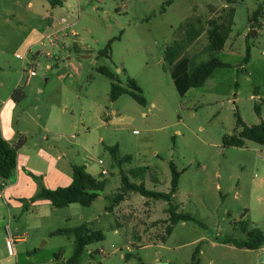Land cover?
<instances>
[{
	"label": "rangeland",
	"instance_id": "rangeland-1",
	"mask_svg": "<svg viewBox=\"0 0 264 264\" xmlns=\"http://www.w3.org/2000/svg\"><path fill=\"white\" fill-rule=\"evenodd\" d=\"M72 1L77 6L73 14L60 8L51 13L46 0H0V99L15 104L17 117L23 108L33 113L38 102L45 105L49 98H62L76 127L73 144L67 138L57 142L67 155L64 161L87 166L106 183L91 206L57 208L51 226L86 225L103 232L104 241L89 246L82 264H192L198 247L199 264H259L264 249L253 252L224 242L245 240L242 227L246 225L264 232V146L246 141L243 147H227L224 138L241 132L237 116L249 127L264 122V17L262 28L249 40L248 22L245 35L229 36L223 51L211 54L207 47L209 31L215 26L227 28L234 8L249 12L250 18L258 6L264 7V0H233L232 4L227 0H92L88 5L82 0L80 7L79 0ZM210 7L216 8L207 10ZM53 17L55 27L48 28ZM62 19L73 27L61 31ZM242 20L236 22L238 29ZM190 24L200 37L185 45L182 56L197 64L213 55L229 67L217 69L202 87L181 97L165 51L188 39ZM110 42V56H100ZM247 43L251 59L244 64ZM103 67L114 74V80L100 72ZM31 70L37 75L29 78ZM130 79L141 88L145 106L127 94L111 100L112 84L127 88ZM15 90L20 92L18 97L25 95L20 102L11 99ZM256 105L261 107V117ZM3 108L0 105V114ZM39 114L46 115L43 109ZM36 130L28 138L32 150L56 144L41 126ZM116 146L118 161L110 150ZM171 163L181 172L173 205L198 223L180 222L169 233L168 203L137 192L127 194L128 201L115 217L107 213L122 203L114 200L121 193L123 174L132 183H145L150 191L169 193ZM103 169L107 175H101ZM138 169H144L142 179L131 174ZM36 177L42 182L41 176ZM7 202L0 198V264H53L46 252L33 254L32 260L25 254L36 244L33 225L46 220L23 205L8 207ZM21 202L27 204L26 199ZM124 214L126 220L121 218ZM115 221L123 228L117 229ZM8 227L18 229L26 239L30 236L27 243L16 246L21 252L18 258L7 251ZM68 238L55 237L48 249L62 247L69 254L74 236L71 242Z\"/></svg>",
	"mask_w": 264,
	"mask_h": 264
},
{
	"label": "trees",
	"instance_id": "trees-1",
	"mask_svg": "<svg viewBox=\"0 0 264 264\" xmlns=\"http://www.w3.org/2000/svg\"><path fill=\"white\" fill-rule=\"evenodd\" d=\"M53 8L61 7L64 4L63 0H46ZM229 4L234 3L233 0H227ZM235 10L231 12L229 20V26L224 28L223 26H215L209 31V45L207 51L211 54L223 51L226 42L231 33V27L233 23ZM264 17L263 5L253 12L248 22L251 24V31L247 35L246 39L252 35H257V31L263 26L261 18ZM193 24L189 25V37L185 41L175 42L174 45L168 47L165 51V60L171 67V77L174 81V85L178 94L184 97L188 91L192 88L202 87L213 75V73L219 68L229 67L217 57H212L205 62L194 63V60L187 57H183L182 53L185 49V45L193 43L200 37V32L193 31ZM111 42L107 45L106 49L100 52V56L109 57L111 53ZM251 59V47L247 43L246 56L243 60L244 64L249 63ZM100 72L111 79H115L114 74L107 68H100ZM19 90L13 93L12 98L15 102H20L24 97L22 94L20 97ZM127 94L131 96L139 104L145 106L146 99L142 95L141 88L137 85L135 80L128 81V87H123L120 84L113 83L111 90V100L117 101L120 96ZM255 111L259 117H261V107L256 105ZM237 125L242 128L238 135L226 136L224 138V145L227 147H243L246 141H252L259 145L264 146V122L262 121L258 125L247 126L243 122L240 116H237ZM23 142L20 140L15 145L10 144L4 138L0 137V183L2 181L11 178L13 171L17 168L18 164V152L22 147ZM113 159L118 161V146L110 148ZM130 159V158H128ZM172 171L171 188L169 193H161L157 191H150L146 188L145 183H132L127 175H122V187L120 194L114 200V203H120L124 200L125 195L129 192H137L147 199L162 200L168 203L167 212L169 214V227L168 232L173 231V227L180 222H196L199 221L189 214H185L179 211V207L173 205L175 195L179 190V183L181 172L177 170L174 163L170 165ZM131 174L135 178H143L144 169L133 170ZM31 175V174H30ZM35 181L39 183L37 194L30 200L35 202L37 200L49 201L55 208H63L72 204H79L83 207H89L105 189V182L98 178L93 177L87 172L85 166H73V182L70 186L57 189H49L45 187L39 178L32 175ZM68 230H58L56 234H63ZM75 236L74 251L69 259V264H80V259L85 253L86 249L97 242L104 241L105 235L102 231H93L86 225L77 227L71 231ZM242 232L246 234L245 240H226L224 244H232L239 249H248L256 251L264 247V232L257 228H249L248 225L242 227ZM200 248L198 247L193 255L192 264H199L198 255Z\"/></svg>",
	"mask_w": 264,
	"mask_h": 264
},
{
	"label": "crops",
	"instance_id": "crops-1",
	"mask_svg": "<svg viewBox=\"0 0 264 264\" xmlns=\"http://www.w3.org/2000/svg\"><path fill=\"white\" fill-rule=\"evenodd\" d=\"M63 1H64L63 6L55 7V8L51 7L52 9L51 13L56 12L58 8L62 10H67L68 12H70V14H73L76 11L77 6L75 5V2H73L72 0H63ZM95 1L100 2L103 0H95ZM91 2L92 0H87L86 3L88 5ZM81 4H82V0H79L78 1L79 7ZM227 7L228 5H223V8H227ZM215 8L216 7H210L207 10L213 11V9ZM94 9L98 11L99 7L95 5ZM234 10H235L233 17L234 20L231 27L230 38L233 37V35L238 37L240 36L243 37V35H245L244 32L248 27V18L250 14L249 12H246L247 14H244V12L241 11L240 7H236L234 8ZM54 18L55 17H53L52 22L50 23L48 28L55 27ZM239 18H244V21L243 20L241 21L240 23L241 27L238 29L237 26L239 25V23L236 22L239 20ZM62 20L60 21V24L63 26L61 31H65V30L68 31L70 30V28L73 27L72 24H69L68 19H66L67 21L66 23H62ZM73 34L76 37L79 35L75 31ZM230 38H228L227 42L229 41ZM29 78H31L30 75ZM22 95L25 96L24 93H22ZM12 96L13 94L11 95V99H13ZM258 98L259 97H257V99ZM48 100L51 102L47 101L45 102L46 103L45 105L39 104L38 102V104H36L33 108V113L28 112L26 109L23 108L22 113H20L19 116L16 117L15 104L11 103L12 102L11 100L5 101L0 99V105L4 106L3 111L0 114V137L4 138L12 145H15L20 140L23 142V145L18 152L17 168L13 171L10 179L2 181L0 183V198H3L8 201L6 204L8 207L12 205L13 207L20 209V206L23 205L28 211L33 210L32 212H35L40 219L46 220L45 223L38 222V224L33 225L32 229L33 231H35V234L32 236V242L36 244L32 245L34 246V249L32 248L29 251H26L25 253L26 259L32 260L34 258L33 254L39 256L42 255L43 252H46L47 256L53 257V259L51 260L53 264H66L71 258L74 248L73 251H71V249L69 250V254H67V250H65L62 247L52 248L50 250L48 248L52 246V241L57 236L60 237L69 236L68 239L71 242L70 237L74 236V234L71 232L73 229L70 228L55 229L51 226L50 221L54 219L53 217L56 215L55 213L57 211V208L53 207L49 201L46 200H37L35 202L29 201L38 192V186L30 176L31 173L39 177L41 176L44 186L53 190L57 188L68 187L73 182V166L75 165H73L72 161L68 158L64 161L67 155L61 149V147H59V143L57 142L63 141V138H67L73 144V140L76 139L75 133L72 131L75 130L76 128L75 122L71 120L70 117L68 116L67 107L65 106L63 107L62 98L58 100L49 98ZM41 109H43L44 113L46 114L44 115V117H42L39 114L41 112ZM40 126L42 127L45 133L52 135L53 139H56L54 140L56 141V144L54 143L43 147L37 146L35 150H32L31 146H29L28 138L30 136H33V134L37 132L36 129ZM45 139L49 141V137ZM50 150L56 152V154L52 155L50 153ZM85 167L87 169V172L90 173L87 166ZM128 196L126 195L125 201L123 200L121 204L117 205L112 211L108 210L107 213L109 215L114 216V214H116L118 210L121 209V207L128 201L129 199ZM22 199L23 200L26 199L27 204L25 203L22 204L21 202ZM121 218L123 220H126L125 214L122 215ZM122 225L123 224H121V222L118 223L115 221L114 226L117 229L120 228L122 229L123 228ZM45 228L47 229L45 230ZM58 230H68V232L63 234H56ZM6 231H7V236L8 234H11L13 237L16 238V246H18L19 243H27L28 239H30V236L28 239H26L25 236L22 235V233L16 228L14 229V231H12L11 228L8 227L6 228ZM7 236H5V239H7ZM73 240L75 244V236ZM262 249H264V247L253 252H258L261 251ZM86 250H89V247ZM20 255L21 252L18 249H16V255L11 257L18 258ZM262 263L263 261H261L260 264ZM80 264H82L81 259H80Z\"/></svg>",
	"mask_w": 264,
	"mask_h": 264
},
{
	"label": "built area",
	"instance_id": "built-area-1",
	"mask_svg": "<svg viewBox=\"0 0 264 264\" xmlns=\"http://www.w3.org/2000/svg\"><path fill=\"white\" fill-rule=\"evenodd\" d=\"M66 19L62 20V23H66ZM36 76V73L34 70L30 71V77H34ZM100 164H102V162H100ZM102 175H107L108 172L106 170H102ZM16 238L13 237L11 234H8L7 239H6V247H7V251L9 256H15L16 255Z\"/></svg>",
	"mask_w": 264,
	"mask_h": 264
},
{
	"label": "water",
	"instance_id": "water-1",
	"mask_svg": "<svg viewBox=\"0 0 264 264\" xmlns=\"http://www.w3.org/2000/svg\"><path fill=\"white\" fill-rule=\"evenodd\" d=\"M261 261H264V254L262 255L260 261H259V264L261 263Z\"/></svg>",
	"mask_w": 264,
	"mask_h": 264
}]
</instances>
